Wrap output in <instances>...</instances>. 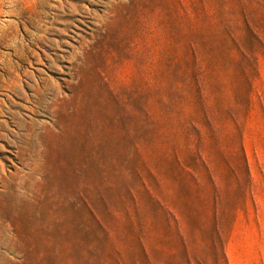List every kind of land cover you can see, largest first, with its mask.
<instances>
[{
	"label": "rangeland",
	"instance_id": "374dc122",
	"mask_svg": "<svg viewBox=\"0 0 264 264\" xmlns=\"http://www.w3.org/2000/svg\"><path fill=\"white\" fill-rule=\"evenodd\" d=\"M0 264H264V0H0Z\"/></svg>",
	"mask_w": 264,
	"mask_h": 264
}]
</instances>
